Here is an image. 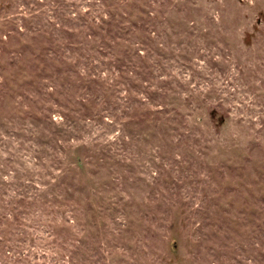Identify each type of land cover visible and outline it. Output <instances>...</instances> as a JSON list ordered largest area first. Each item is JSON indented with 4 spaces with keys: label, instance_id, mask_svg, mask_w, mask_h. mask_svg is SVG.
I'll list each match as a JSON object with an SVG mask.
<instances>
[{
    "label": "rangeland",
    "instance_id": "1",
    "mask_svg": "<svg viewBox=\"0 0 264 264\" xmlns=\"http://www.w3.org/2000/svg\"><path fill=\"white\" fill-rule=\"evenodd\" d=\"M0 264H264V0H0Z\"/></svg>",
    "mask_w": 264,
    "mask_h": 264
}]
</instances>
